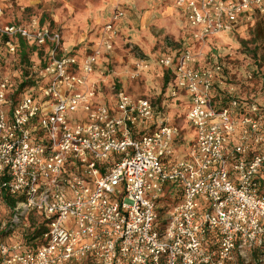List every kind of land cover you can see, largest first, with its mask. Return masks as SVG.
I'll list each match as a JSON object with an SVG mask.
<instances>
[{"label":"built area","instance_id":"1","mask_svg":"<svg viewBox=\"0 0 264 264\" xmlns=\"http://www.w3.org/2000/svg\"><path fill=\"white\" fill-rule=\"evenodd\" d=\"M174 4L203 44L252 26L255 17L264 22V0ZM122 15L117 8L112 18ZM113 20L102 43L81 58L37 18L29 25L0 21L9 53L17 38L46 48L33 70V92L13 104L10 78L0 79V198L4 191L22 196L13 208L16 223L29 212L49 219L34 249L1 241L0 264H224L256 248L264 264V194L256 180L264 167V117L257 104L240 117L235 98L215 105L211 91L224 60L200 67L203 55L188 48L159 57L173 75L170 95L189 94L194 139L181 156L174 146L179 128L149 99L118 90L114 105L96 101L91 76L102 51L112 48ZM168 185L180 196L162 215L161 229Z\"/></svg>","mask_w":264,"mask_h":264},{"label":"rangeland","instance_id":"2","mask_svg":"<svg viewBox=\"0 0 264 264\" xmlns=\"http://www.w3.org/2000/svg\"><path fill=\"white\" fill-rule=\"evenodd\" d=\"M132 1V8L136 9V0ZM58 3L59 5L55 8L56 12L59 11V14L61 15V25L63 26V28H61L60 26L58 29L62 31L66 28H71V25L74 24V28L71 29L85 32L87 34V37L95 33V37H93L94 40L90 44L91 48L96 45H100L102 43V40L108 35L105 32V24L111 19L113 20L112 16L114 9L120 8L123 11V15L121 17L112 21L116 32L112 38V48L107 52L108 64L104 65V67H100L97 70L98 77L96 76L95 78H93V80L97 82V88L100 83L104 84V92H107L111 89V91L113 92L122 90L128 94H131L132 96H159V90H162L163 88L160 83L161 80L158 79L157 81V76H153L155 79L150 78L151 73L149 72L148 76L142 72L150 67V62H152L151 57H156V59H158L161 54L172 52L178 49L183 44L186 45L185 48L191 49L196 53H201L203 55L201 59H203L205 57L209 43H215V40H218L219 43H222L224 45V48L220 50V55H222L221 59L225 61L226 69H228V67H232L233 70L237 68L239 71H241V67H243L244 65L248 67L253 66L254 61L258 60L260 57V60H264V38H258L255 42L249 41L255 35L251 33L250 30L254 28L253 26L242 25L232 33H229V35L223 34L221 36L223 39L212 37L203 44L193 38L192 30L189 25L188 26L191 30L190 40L188 39V35L184 34L185 29L177 31L172 24L161 25L158 21L155 20L147 22L146 28L140 29V27L135 25L132 20H130L131 22H129L125 19L128 16V13L124 5L119 1L110 3V5L108 6V15L103 24L97 28L95 27L93 30H91L92 28H90L91 25L89 26V28H86L85 25L82 26L79 23L76 24V22L72 23V20H75V13L69 15V10L63 6V2L60 1ZM54 11L55 9L53 10V12ZM146 13L147 12L144 9H142L140 12L141 15H144ZM255 44L259 45L254 48ZM91 48L88 49L87 52H89ZM0 52L3 60L0 63V79L3 76H8L10 78V82L15 85L16 81L19 80L18 77L21 68V64L19 63V55L17 51H15L14 53H9L4 46L0 47ZM31 58L32 66L30 68V71L34 74L33 70L39 67V61L34 54L31 55ZM226 58H228L229 61H227ZM142 62L147 63L148 67L141 70L138 67V63L141 64ZM34 65L35 68H33ZM158 69L161 70L160 66L158 67ZM237 74H239L240 77H243V75H245L244 73L240 74L239 72H237ZM253 79L257 80V78ZM232 85L237 87L238 85H240V87L245 90L247 89L246 87H248L246 83H240V80H237V78L232 81ZM260 86V84L255 83L253 86V90H258ZM257 97H263V93L257 95ZM161 114L167 115L165 111H163ZM182 118L183 116H181L180 118H175V124L184 125ZM167 202L171 203L172 199H166L165 203ZM29 214L30 212L25 215L23 221L19 219V221L17 222L18 225H15L12 234L2 239V242L21 243L20 240L23 231L28 227V221L26 220V218ZM162 214H166V211ZM33 216L37 219L39 218V215H37L36 213H33ZM13 219V210L7 208L0 199V228ZM224 264H255V261L251 256L247 258H241L238 255L234 254L232 259L226 261Z\"/></svg>","mask_w":264,"mask_h":264},{"label":"crops","instance_id":"3","mask_svg":"<svg viewBox=\"0 0 264 264\" xmlns=\"http://www.w3.org/2000/svg\"><path fill=\"white\" fill-rule=\"evenodd\" d=\"M60 1L63 2V6L69 10V15L75 13L76 21L73 19L72 23L76 22V24L79 23L82 26L85 25L86 28H89V26L91 25V30L103 24L108 15V6L110 5V3L119 1L124 5L128 13V16L125 19L129 22H131L130 20H132L135 25L140 27V29L146 28L147 22L155 20L158 21L161 25L172 24L177 31L185 29L184 34L188 35L189 40L191 38V30L188 26L185 12L174 4L175 0H136V9L132 8V0H0V5L2 7L0 21L3 23H21L29 25L33 18H37L40 26L49 27L51 30L57 31L60 34L62 44L67 48L68 53L75 55L77 58H81L82 55L91 48L90 44L94 40L93 37H95V33L87 37V34L85 32L71 29L74 28V24L71 25V28H66L60 31L58 28L60 26L61 28H63V26L61 25L62 18L59 14V11L56 12L55 8L59 5L58 2ZM54 9L55 11L53 12ZM142 9L146 10L147 13L141 15L140 12ZM260 20V17H255L254 23L258 21V26H263L264 22L261 20L263 22L262 24ZM254 26L255 25H253V27ZM250 30L251 33L254 34L255 29L252 28ZM229 33L230 32L221 33L214 36V38L223 39L221 36L223 34L229 35ZM19 43V39H15L16 51L19 47ZM27 44L30 45L29 43ZM185 47L186 45L183 44L178 49L172 52L161 54L160 57L164 56L165 54H170L176 57ZM223 48L224 45L222 43H219L218 40H215V43H209L205 57L199 61L198 65L200 67H204L213 64L215 61H217L215 57V55H217L216 53L220 52V50ZM43 50L45 53L46 48H43ZM107 57V51L103 50L102 54L98 58L96 69L91 76L92 79L96 76L98 77L97 70L100 67H104V65L108 64ZM151 60L152 62H150V67L145 69V71H143L142 73L148 76L149 72L151 73L150 78H154L153 76H157V81L158 79L161 80L160 83L163 88L162 90H159V96L149 97L146 95H129H131L132 97H144L149 99L154 105L158 115H160L163 111L167 113V115L170 117V122L176 125L180 130V135L174 139V146L177 152L181 156H184L188 151L190 143L194 139V131L190 127L186 118L187 108L190 103L189 94L184 90H178L176 96L170 95V88L173 86V75L170 73L169 69L162 67L157 62L156 57H151ZM226 60L229 61L228 58H226ZM42 61L44 62V57L42 58ZM159 66L161 70L158 69ZM234 77L237 78V80L239 79L240 83H246L248 85V87H246L247 89H242L240 85H238V87L232 84L226 85L225 82L218 80L217 86L214 85L212 90H214V92H217L215 90H218V87H220L225 88L229 95H238L241 97H245L246 95H248V97H251V99L258 101L262 106H264V96L260 98L257 97V95L263 93L264 89L261 90L260 86L258 90H253L254 84L258 83L261 85L262 81H257L252 77L243 78L240 77L239 74H235ZM103 86L104 84L100 83L97 88L96 101L114 105V94L116 91L113 92L110 89L107 92H104ZM252 103L255 102L251 101L250 104ZM181 116H183L182 121L184 122V125L175 124V118H180ZM166 193H168L169 197H171L170 185L166 187ZM161 204H163V202H161Z\"/></svg>","mask_w":264,"mask_h":264},{"label":"trees","instance_id":"4","mask_svg":"<svg viewBox=\"0 0 264 264\" xmlns=\"http://www.w3.org/2000/svg\"><path fill=\"white\" fill-rule=\"evenodd\" d=\"M258 22V21H257ZM257 22H255L253 25L255 29V35L249 40L250 42L253 41L255 42L258 38H264V24L260 20V22L263 24V26H258ZM252 25V26H253ZM262 27V28H261ZM5 37L0 35V47L4 46V41ZM19 39V47L17 49V53L19 55V63L21 64L20 68V73H19V80L16 81V84L13 85V83H9V89H10V98L12 100V103L14 104L21 96L33 92V88L36 87L38 83V79L35 77V75L30 71L31 66H32V58L31 55H35L36 58L39 61V65L43 64L42 58L44 57V50L42 46H37L35 44H30L28 45L23 39ZM259 44H255L254 48L257 47ZM263 48H264V43H263ZM1 54V52H0ZM215 55L216 60L220 61L223 60L221 59L222 55L221 52L216 53ZM261 58V57H260ZM260 58L256 61H254L253 66L248 67V66H243L241 67V71H239L237 68L234 70L232 67H228V69H223L219 75H217V79L213 84L217 86L218 80L225 82L226 85L232 84V81L235 79V74L239 72L240 74L244 73L243 78L247 77V74L250 73L251 77L257 78V81H262L261 82V87L260 89H264V71H263V63L264 60ZM263 58V57H262ZM2 56L0 55V63L2 62ZM23 66V67H22ZM218 92H214V90L211 91L212 99L215 105L218 107H223L227 106L230 103V100L232 98L237 99V108L234 112L235 117H240L243 114L247 113L249 111V106L250 102L254 101L259 109V112L263 115L264 117V106H262L258 101L251 99V97H248L246 95L245 97H241L238 95H229L227 93V90L225 88H220L218 87V90H215ZM263 96H264V91H263ZM256 180L258 183V190L261 194H264V167L257 173L256 175ZM179 190L177 188L174 189V187H171V197H169L168 193L164 195L163 197L160 198V201L163 202V207L159 208L158 212V227L161 229L165 226L166 221L162 219V213L166 211L168 207H170V204L174 203L178 197H179ZM172 199L171 203H165L166 199ZM2 202L7 208H10L13 210L15 204L17 201L22 199V196L18 197H13L8 195L5 191L3 192L1 198ZM165 201V202H164ZM14 214V211H13ZM25 217H22V221L24 220ZM28 221V227L23 231L22 237H21V250H31L34 249L37 245H39L43 241V234L47 230V223L49 219L46 217L39 215V218H35L33 216V212H30L28 217L26 218ZM17 226L18 223L15 221H9L4 225L3 227L0 228V242L2 239L5 237L9 236L13 232V228ZM262 252L260 248H256L253 253L251 254V257L254 258L255 264H263L259 258L261 256Z\"/></svg>","mask_w":264,"mask_h":264}]
</instances>
